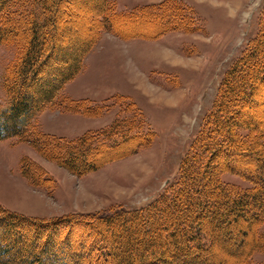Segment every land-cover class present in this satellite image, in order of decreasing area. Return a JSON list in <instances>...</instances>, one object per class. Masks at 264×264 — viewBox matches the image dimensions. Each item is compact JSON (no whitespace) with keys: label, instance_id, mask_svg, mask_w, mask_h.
<instances>
[{"label":"trees","instance_id":"1","mask_svg":"<svg viewBox=\"0 0 264 264\" xmlns=\"http://www.w3.org/2000/svg\"><path fill=\"white\" fill-rule=\"evenodd\" d=\"M51 1L0 0V44L16 47L5 75L9 103L0 109V139L27 141L45 158L82 176L152 142L154 131L141 119L134 102L115 99L106 104L116 107L115 118L104 128L75 138L33 132L34 138L29 139L33 114L58 100L60 88L78 72L100 29L121 38L155 39L170 31L190 30L193 20L177 0L127 11H116L111 0H98L91 12L89 38L79 50L65 54L54 36L66 21L57 16L53 35H44L49 26L45 11ZM57 1L58 11H66L61 8L64 0ZM37 20L39 28H30ZM143 23L151 24L146 31L141 29ZM114 24L131 29L121 28L119 34ZM263 81L264 5L256 34L225 72L177 174L157 195L139 207L50 218L25 215L0 204V264H215L217 246L231 241L238 245L233 264H264V233L257 231L264 221V122L246 112ZM36 82L40 87L35 94ZM57 104L87 115L98 114L100 108L86 101L71 105L60 99ZM20 173L38 188L50 180L42 167L26 157L20 162ZM225 173L240 176L250 187L223 181L220 176ZM245 210L250 211L245 222L229 221L233 213L242 216ZM255 254L263 260L255 261Z\"/></svg>","mask_w":264,"mask_h":264},{"label":"rangeland","instance_id":"2","mask_svg":"<svg viewBox=\"0 0 264 264\" xmlns=\"http://www.w3.org/2000/svg\"><path fill=\"white\" fill-rule=\"evenodd\" d=\"M64 1L61 6L64 12L58 11L57 0L48 3L45 14L49 26L44 35H53L57 16L66 21L65 28L54 37L61 43L59 51L67 54L66 50H79L89 38L93 24L91 12L98 6V0H70V3L66 0L67 5ZM111 1L116 11H127L163 0ZM177 1L191 13L194 28L170 31L155 39L121 38L114 31L100 29L78 72L60 88L53 105L46 104L33 114L26 134L29 139L37 133L75 138L87 130L104 128L117 113L115 106L106 104L116 99V102H134L141 119L154 131L152 142L130 156L77 176L42 156L29 142L16 137L2 138L0 204L25 215L44 218L121 206L134 208L146 204L175 177L181 158L210 110L225 72L256 34L264 5V0ZM39 25L37 20L30 28L36 29ZM150 25L143 23L141 29L146 31ZM114 27L119 34L122 32L120 24ZM129 29L122 28L123 31ZM15 54L13 44H0V109L9 103L5 75ZM36 83L38 85L32 87L35 94L40 87ZM144 86L150 88L151 93L146 92ZM60 99L71 105L86 101L100 108L98 114L87 115L63 109V104L58 107ZM251 105L246 110L247 115L264 122V81L253 92ZM25 157L42 167L50 178L47 186L34 187L21 175L20 162ZM220 178L241 188L250 185L232 173L221 174ZM248 214L247 210L242 216L233 213L229 221L238 225L245 222L243 218ZM257 231L264 233V221L257 226ZM248 241L249 235L245 244ZM237 248L236 241L218 245L215 264H233ZM254 260L261 261L263 257L255 254Z\"/></svg>","mask_w":264,"mask_h":264},{"label":"bare ground","instance_id":"3","mask_svg":"<svg viewBox=\"0 0 264 264\" xmlns=\"http://www.w3.org/2000/svg\"><path fill=\"white\" fill-rule=\"evenodd\" d=\"M144 88L146 89V92L151 93V91H150L151 89L150 88L145 87V86H144Z\"/></svg>","mask_w":264,"mask_h":264}]
</instances>
